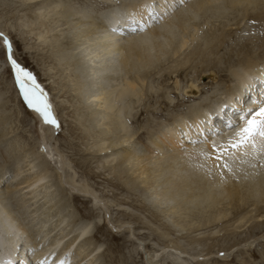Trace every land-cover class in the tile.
Segmentation results:
<instances>
[{"label":"bare ground","instance_id":"bare-ground-1","mask_svg":"<svg viewBox=\"0 0 264 264\" xmlns=\"http://www.w3.org/2000/svg\"><path fill=\"white\" fill-rule=\"evenodd\" d=\"M78 1L47 0L42 2V0H23V4L26 5L37 2L34 3V6L41 10L37 11L46 14V16L53 13L51 19L56 14L54 20H60L59 16L62 14V17L68 19L69 22L76 20L79 29L76 28L75 34L71 32L68 35L69 47L63 46V43L60 42L62 37L58 38L56 36L54 30H58V26L53 28L55 22L50 26L46 19L41 14H37L32 7L29 10L32 12L31 16L29 15L28 18H26L27 16L21 17L18 21V27L27 29V32L22 36L23 38L21 37L24 40L25 49L42 51V55H40L43 60L45 58L48 60L49 71L51 70L52 73L57 74L62 72L61 77H59L61 82L66 81L69 85L66 90V93L70 94L68 95L67 103H69V106L67 108L71 110L70 113L75 120V124L82 130V139L88 142L89 139L94 137L97 142L99 138V141L95 144L97 161L103 165L112 163L108 167L110 166V171L122 182V185L128 191L141 194L152 209L161 208L171 212L173 218L178 219V221L174 222L171 220L172 217L168 216V219L174 222L173 225H168V228L170 230L175 229L178 234L185 229L184 226L188 225V221L194 214L197 218L192 220L197 219L200 222L204 221L211 224L220 221L225 222L230 211L234 209L237 215H235L234 220L228 222V225L232 224L230 226L235 227V231L247 226L250 223L249 219L246 220L247 213L237 211L242 205L250 204V206L258 208L261 204H264V174L261 177H256L254 181L250 179L252 175L245 178L242 174H240L239 181L228 179L221 182L218 178L208 179L196 170V161L189 160L181 148L178 147V140L179 131L184 120L189 117L195 118L210 108H216L223 102H231L234 96L243 92L244 84L264 72V35H261L264 32V29H261L262 26L264 28V0H188L187 7L179 8L174 15L169 16L144 34L139 36L125 35L123 37L109 32V21L112 19L113 14L128 10L134 5L144 3L145 0ZM125 1H128V3ZM100 8L105 10L99 14L92 11ZM230 12L239 14L240 18L237 19L236 17L235 23L234 21L232 24L229 22L219 31L211 28V24L214 22L212 20L226 17L227 13ZM47 19L49 18L47 17ZM253 19L256 20L255 24L249 22ZM33 25H36L37 31L32 29ZM244 25H247L246 28L236 36V46L227 49L228 54L232 55V58L225 63L230 80L229 84L225 86L218 83L219 86L216 85L215 88L210 89L215 96L220 94L219 98L217 100L213 99L215 96L211 100L205 98L206 100L203 102L187 107L181 114L172 113L168 123L161 124L162 126L156 128H146L144 141L141 139L137 142L139 136L136 137L132 132L130 118L134 116L133 107L139 106L149 91H154V86L151 83L149 84L147 80L150 77V72L155 70L162 62L170 61V58L177 59L174 61L177 63L176 72L183 68H190L193 71L192 63L198 60L199 65L203 68L201 72L205 71L202 75H211L210 78L214 80L212 82H215L217 80V74H214L217 72L215 68L218 69L224 64L222 58L217 56L220 50L218 52L216 50L228 41L229 35L234 31L233 29H240ZM0 30L7 32L1 23ZM245 33L248 34L245 35ZM19 35L21 36V34ZM253 41L259 42V49H262V52L252 53L249 51ZM233 49L236 50L238 58L232 54ZM186 51L188 52L184 54ZM96 52L97 54H95ZM72 56L74 61L71 63ZM96 59L103 60V62L100 60L102 66L99 71L97 67L94 70V66L90 69ZM46 60L44 64L47 63ZM72 66L73 71H71ZM68 67L70 74L74 75L73 79L67 75ZM208 68L213 69V72L208 73ZM1 69L3 70V64L0 65ZM95 71L97 74H95ZM119 72L121 77L127 76L122 79V82L116 83L112 87L111 82L120 78ZM108 83L109 85H107ZM9 90L10 88L0 89V135L7 138L5 142L1 143L0 141V150L1 152H7V154L12 152L15 155L9 159V162H6L7 164H0V241L1 244L2 241L5 243L0 248V258H6L9 247L19 239L23 244L35 249V256L31 257L33 260H39L52 253L57 260L67 257L71 264H90V261L97 256L96 252L100 251L101 246L88 238L91 228L83 218H74L75 223H78V227H73L71 231H68L66 224L69 221L66 219L68 212L65 211L69 199H66L62 193H58L57 189H55L57 193L51 190V188H54L50 184L53 174L61 171V174L64 175L65 169L68 168V164L62 163L54 154L52 141L56 131L40 123L42 143L44 145L48 144L46 154L39 151V141H36V139L33 141V146L27 149L24 147L25 142L24 144L21 143L23 141L22 135H15L13 139L10 136L11 132L5 135L6 126L12 121V115H6L4 103V98L9 94ZM198 93H201V91L196 88L195 94H197V97ZM15 95L11 92V96ZM163 97L170 98L166 92ZM241 99L247 104L249 97L245 95ZM170 100L172 99L170 98ZM53 110L56 117L58 113L60 114L59 119L63 122L61 111L58 109L59 112L56 113L58 111L56 107H53ZM29 111L37 117L34 112ZM13 113L17 119L21 118V120L19 119L20 123L26 122L27 117L21 110H15L14 108ZM31 120L36 123L33 119ZM29 122H31L30 119ZM157 125L159 126L160 123H157ZM86 150H89L88 146ZM47 156L56 160L57 163L59 162L60 166L49 167L51 163L48 161L49 158H46ZM8 158L6 159L8 160ZM26 170L32 171L31 178H29L30 176L27 177L29 179L22 177ZM66 177L69 181L74 180L72 176L68 177L66 175ZM20 186L22 188H19ZM39 188H45L44 196L43 194L42 196L43 198L46 197L47 203H50L49 206L57 205L58 203L55 202L57 199L59 205H62L61 209H63H58L60 212L55 213L51 209L44 210V207L41 206L42 208L39 207V210H36L37 212L42 211L44 217H39L38 220L32 217V220L29 218L21 221L22 215H25V212L28 211L26 208L30 204L18 189L31 190L33 199H36L40 195V193H37ZM87 195L89 197V194ZM42 196L40 197L42 198ZM95 198L91 202L101 203L99 199L96 200ZM36 201L37 199L34 203ZM31 204L33 206V203ZM223 204H228L231 208L221 207ZM207 209H211L210 215H206ZM156 210L154 211L157 212ZM255 218L257 224L264 221V209L259 210ZM23 219H25V216ZM53 219L60 221L57 224L58 226L63 224L65 226L63 225L64 234L62 236L58 234L59 237L56 236L52 240L48 238L51 233L49 232V234L46 230L47 232L44 231L46 233L43 234V230L50 225ZM229 219L231 220V218ZM168 228H165V234L168 233ZM52 233L54 235V232ZM118 237L114 236V239L116 240ZM67 238L69 240L65 242ZM47 239H49V242H47ZM262 239H264V232L262 233ZM77 242L79 244L76 246ZM244 242V245L249 248V244L253 245L255 240L250 242L245 240ZM166 247L172 248L170 252L173 253L171 256L174 257L182 254H194L193 258L196 256V253L190 254L189 250L183 248L177 242H169ZM228 249L222 250L225 253L222 256L224 260L216 258V262L213 264H226L231 251ZM22 254L25 256L30 255L26 251H22ZM77 257L78 259H76ZM197 257L194 259L199 263L201 260ZM158 258H160L159 252L156 257L154 256L151 260L147 258V260L151 261V264H161ZM178 258L177 260H171L169 264H188L189 259L192 261V258L188 260L179 258L181 261H178ZM207 258L205 256V259ZM262 258L257 261L241 263L264 264ZM121 262L122 259H119L118 264H121Z\"/></svg>","mask_w":264,"mask_h":264},{"label":"rangeland","instance_id":"rangeland-1","mask_svg":"<svg viewBox=\"0 0 264 264\" xmlns=\"http://www.w3.org/2000/svg\"><path fill=\"white\" fill-rule=\"evenodd\" d=\"M43 1L47 0H42V2ZM128 1L125 2L128 3ZM78 2L82 1L79 0ZM34 3L37 2L26 5L23 4V0H0V23L3 25V28L7 30V32H4L9 34L13 39L14 47L16 50V57L19 63H21L25 68L34 73L37 82L48 94L53 107H56L57 110L59 109L61 111L63 122L59 119L60 114L58 113L57 119H59L61 127L59 132L54 133L52 145L57 149L56 151V149L53 148L55 152L54 154H56L57 158H59L62 163L65 162V164H68V168L65 169L64 175L61 174V171H57L53 174L50 184L54 186V188H51V190L55 191V189H57L58 193H62V195L65 196L66 199H69L66 204L65 211L68 212L67 214H69L70 212V216L66 214V219L69 220L68 222H66L68 231H71L73 227H78V223H75V219L83 218V220H86L88 222V226H90L91 228L88 238H91L92 242L96 244L98 243L99 246H101L100 251L96 252L97 256L90 261V264H118L119 259H122L121 264H146L145 257L147 256V258L151 260L152 258H154V256L156 257L158 252L160 255V258L158 259L162 260H159V263L161 264H169L171 260H177V257L181 258V260H188L189 258H192V261H190L189 259L188 264H213L214 262H216V258H218V260H224L220 253L223 252L222 250H224L225 248H229L228 250H231L230 252L228 251L230 254L228 257V261H226V264H242L241 262L245 263L261 260L262 257V259L264 260V239H262V233L264 232V221L260 222L259 224L255 222V217L259 210L264 209V204H261L258 208L256 206H250V204H246L245 206L242 205L237 212H246V220L249 219V222L251 224L248 223L247 226L241 229H237V231H235V227L230 226L232 224L228 225V222L230 223V221L234 220L235 215H237L236 210L234 209L230 211V214L227 218V220L229 218H231V220L229 219L225 222L220 221L211 224H207V222L204 221L200 222L197 219L192 220L193 218H197L196 214H194V216H192L188 221V225L184 226L185 231L183 230L178 234L175 229L170 230L168 228V225L178 221V219L173 218L171 212H169L168 210H162L161 208L157 210L154 208L152 209L146 203V199L141 196V194L130 190L128 191L126 187L122 185V182L109 169L112 163L103 165L97 161V157L95 156V144L99 141V138L97 137V142L94 137H92V139H89L88 142L82 139V130L75 124V120L70 113L71 110L67 108L69 106V103H67L69 99L68 95L70 94H67L66 90L69 85L66 81L61 82V79L59 77H61L62 72L57 74L52 73L51 70L49 71L48 60H46L45 58L47 63L44 64L45 60H43L41 57L42 51L25 49L22 36L27 32V29L18 27V21L23 16H27L26 18H28L29 15L31 16L32 12L29 10H31L32 7L34 10H36L37 14H41V16L46 19L50 26L51 24H53V22H55V24H53V28H57L58 26V30H54V32L58 38L62 37L60 39V42L63 43L62 45L66 47L70 46V44L68 43V35L71 32L75 34L76 28L79 29V26H77L76 20H72L69 22L68 19L62 17V14L59 16L60 20H54L55 16H57L56 14L53 19H51L53 13L47 16L46 14L39 13L38 11L41 10H38L37 7L34 6ZM117 6H119V4H117ZM104 10L105 9L100 8L99 10L92 11L94 13L98 12L99 14ZM47 17L51 19V21H49ZM236 17L237 19H239V14L232 12L227 13L226 17H221L218 20H212L214 22L211 24V28L215 31H219L224 27V25L226 26L227 24H229V22L230 24H232L233 21L235 23ZM246 26L247 25H244L240 29H233L234 31L229 35L228 41L222 47L216 50V52L220 50L217 56L222 58L224 64L218 69L215 68V70L217 71L214 73L215 75L217 74V80L215 82H212L214 80L210 78L211 75H202V73L205 71L201 72L203 68L199 65L198 60H195L192 63V67L194 68L193 71H191L190 68H183L179 72H176L177 63L174 61L177 59L170 58L171 62L169 60H167L166 62H162V64H160L155 70L150 72V77L147 80L149 84L151 83V85L154 86V91H149V93L144 96L142 103L137 107L134 106L135 108L133 107L134 116L130 118V128L136 135V137L139 136L137 142L141 141V139L144 141L146 128H156L165 125L166 123H168V119L170 118L172 113L181 114V112H184L187 107L199 104V102L201 103V101L203 102L207 98L208 100H211L213 96H215V94H212L210 89L215 88L218 83L220 85L224 84L225 86L229 84L230 80L227 74V66L225 65V63L232 58V55L228 54L229 52L227 51V49L236 46V36L239 35V33H241V31L245 29ZM254 26L256 27V25ZM230 28L232 27L230 26ZM32 29L34 31H37L36 25H33ZM261 29H264L263 26ZM19 34H21V36ZM259 46V42L256 43L253 41L250 47L251 50L249 49V51H251L252 53L262 52L263 50L259 49ZM187 52L188 51H186L184 54H186ZM95 54H97V52ZM232 54L238 58V56L236 55V50L233 49ZM182 55L180 56L183 57ZM100 60L96 59L95 62L91 65L90 69H92V67L94 66V70L95 67H97L99 71V68H101L102 66L100 65ZM73 61L74 60L72 56L71 63ZM101 61L103 62V60ZM1 64H3V70H0V89L3 90L5 88H10L9 94H7L4 98V103L6 106V115H12V121H10L6 126L5 135L11 132L10 136H12V139L15 135H22L23 141H21V143L24 144L25 142L24 147L27 149L33 146V141L36 139V141H39V151L41 153L43 152V154H46L48 151V144L44 145L41 140L42 133L40 130V125L42 124V122H40V120L35 115L30 113L27 106L23 103L22 98L19 96L18 90L14 84V79L10 72V69L5 64L2 56H0V65ZM71 68V71H73V66ZM208 70V73H210V71L213 72V69L211 68H208ZM120 72L122 73L123 71ZM70 73L71 72L68 67L67 75L71 79H73L74 75ZM121 73L119 74V79L117 78L116 80H113L111 82L112 87H114L116 83L122 82V79L127 76L124 75L123 77H121ZM95 74H97L96 71ZM107 85H109V83ZM196 88H199V90L201 91V93H198V97L197 94H195ZM11 92L13 94H16L17 97L16 95L11 96ZM165 92L168 93V96L172 100H170V98L166 99L163 97V94ZM219 95L220 94L216 95L213 99L217 100L219 98ZM14 108L15 110H21V112L25 114V117H27L25 123L22 124V122H19L21 118H19V120L14 115ZM59 110L56 111V113L59 112ZM29 119L33 124L29 122ZM31 119H33L36 123H34ZM157 123H160V125L158 126ZM5 139L7 138L1 136V143L3 141L5 142ZM87 146L89 150L85 151ZM0 155V164L2 165L7 164L6 162H9V159L12 158L15 154H13L12 152L7 154V152H1L0 150ZM9 155L12 156L10 157ZM6 158H8V160ZM46 158H49L48 161L49 163H51V166L49 167L53 168L56 166H60L59 162L57 163L56 160H53L51 157L47 156ZM108 165L110 166L108 167ZM263 174L264 172H260L258 175L251 176L250 179L254 181L256 177H261ZM66 175L68 177L72 176L74 180L69 181ZM31 176L32 171L30 172L26 170L22 177L24 179H29L31 178ZM54 183H57L58 185H53ZM22 186H20L19 188H22ZM85 189L88 190L87 193V190L85 191ZM18 190L21 191L20 193L24 196V199H27L26 201L31 205V207L30 205L27 206L26 209L28 211L25 212V215H22L21 221L28 220L29 218L30 220H32L33 218L38 220L39 217H44L42 211L37 212L36 209L39 210V207H44V210L51 209V211L53 210L52 212L55 213H59V210L63 209H61L62 205H59L57 199L55 201L56 204L58 203L57 205L53 204L55 206H49L50 203H47L45 199L46 197L43 198V192L45 191V188H39L37 190V193H40L39 197L42 196V194L43 196L42 198H36V204L34 203L36 199H33V194L30 192L31 190ZM57 192L55 191V193ZM87 194H89L90 198ZM94 197H96V200L99 199L101 203H97L94 200V202H91ZM31 203H33V206ZM37 204L38 206H36ZM221 207L231 208V206H228V204H223L221 205ZM154 210H156L158 213ZM211 212V209H207L206 215H210ZM24 216L25 219H23ZM168 216H171V220H173L174 222L169 220ZM59 223L60 221H57V219L51 220L50 225H52L50 226L48 224L49 226L43 230V234H45L47 232L46 230H48V233H51H49L50 236H48V238L52 240L56 236H62L64 234L63 225L65 226V224H63L62 226H58L57 224ZM165 228H168V233L166 232L167 234H165ZM52 232H54V235H52ZM114 236L120 237L115 240ZM48 240L49 239H47V242H49ZM66 240H69V238L65 239V242ZM245 240H249V242L255 240V242L252 247L248 248L244 245ZM169 242L179 243L180 246H183V248L189 250L190 254L196 253V256H198L201 261H199L198 263L194 259L196 256L193 258L194 254H182L181 256L177 257L171 256L173 255V253L170 252L172 248L166 247ZM78 244L79 242H77L76 246ZM10 249L11 247H9V250ZM77 256L79 257L80 255ZM205 256L206 258L211 257L210 260L209 258L205 259ZM78 257L76 259H78ZM179 258L178 261H181L179 260ZM202 259L204 260L202 261Z\"/></svg>","mask_w":264,"mask_h":264},{"label":"snow or ice","instance_id":"snow-or-ice-1","mask_svg":"<svg viewBox=\"0 0 264 264\" xmlns=\"http://www.w3.org/2000/svg\"><path fill=\"white\" fill-rule=\"evenodd\" d=\"M187 6L188 0H145L114 13L109 32L120 37L139 36ZM249 22L255 24L256 20ZM0 56L10 69L23 103L43 125L59 132L61 125L48 94L34 73L19 63L13 39L4 31H0ZM243 89L231 102H223L184 120L179 131L178 147L189 160L196 161V170L208 179L239 181L240 174L247 178L264 172V72L251 78ZM245 95L249 97L247 104L241 99ZM22 251L30 255L25 256ZM34 256L35 249L17 239L7 257L0 258V264H71L67 257L57 260L52 253L39 260L31 259ZM145 260L151 264L147 257Z\"/></svg>","mask_w":264,"mask_h":264},{"label":"water","instance_id":"water-1","mask_svg":"<svg viewBox=\"0 0 264 264\" xmlns=\"http://www.w3.org/2000/svg\"><path fill=\"white\" fill-rule=\"evenodd\" d=\"M0 244H1V241H0ZM3 245H5L4 241H2V244H1L0 248L3 247ZM7 247H8V246H7ZM5 252H6V251H5Z\"/></svg>","mask_w":264,"mask_h":264}]
</instances>
